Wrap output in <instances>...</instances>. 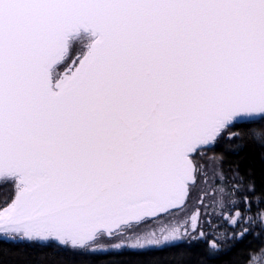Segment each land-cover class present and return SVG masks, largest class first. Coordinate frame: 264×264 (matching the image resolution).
Segmentation results:
<instances>
[{
  "label": "snow or ice",
  "instance_id": "snow-or-ice-1",
  "mask_svg": "<svg viewBox=\"0 0 264 264\" xmlns=\"http://www.w3.org/2000/svg\"><path fill=\"white\" fill-rule=\"evenodd\" d=\"M248 146L264 162V0H0L3 238L144 251L183 226L212 260L264 236V190L222 170ZM209 152L230 236L193 207Z\"/></svg>",
  "mask_w": 264,
  "mask_h": 264
},
{
  "label": "trees",
  "instance_id": "trees-1",
  "mask_svg": "<svg viewBox=\"0 0 264 264\" xmlns=\"http://www.w3.org/2000/svg\"><path fill=\"white\" fill-rule=\"evenodd\" d=\"M224 151L225 144L219 145L216 149V153ZM222 170L225 173L238 170L246 178L255 179L258 192L264 190V162L257 148L248 146L239 153L227 152ZM224 243L227 245L232 241ZM262 244L263 238H256V233H253L237 242L226 254L209 260L204 255L205 246L198 240L144 251L115 250L80 254L53 247H41L24 241L0 239V264H246L249 251Z\"/></svg>",
  "mask_w": 264,
  "mask_h": 264
},
{
  "label": "rangeland",
  "instance_id": "rangeland-1",
  "mask_svg": "<svg viewBox=\"0 0 264 264\" xmlns=\"http://www.w3.org/2000/svg\"><path fill=\"white\" fill-rule=\"evenodd\" d=\"M213 155L214 154L212 152H209L207 154V156L201 158V163L205 164V166L208 170V176L205 178V183L202 185L203 187L206 188V194H201V195H203V203H200L198 201L197 203L194 204L193 207L200 209L202 214L206 215V219L214 222V227L216 225H219V227L216 228L217 232L223 231V232H226V234L230 236L231 231L233 230L232 227L227 223L226 219H220L219 218L220 215L227 217V215H228L227 210H222L221 208L214 205V200L216 198L215 186H216V181H217L218 177H216L214 175L213 167L211 165V161L209 160V157H212ZM224 174L226 175V177L229 180H231L233 172H230V173L224 172ZM10 192H11L10 188L0 187V204H2L3 201L9 197ZM254 210H255V206H253V211ZM162 226L167 227V228H171V227H176L177 225L175 224V222H173L171 224L165 222L164 225L151 224V225L147 226L146 228H144L143 232L140 234L142 235V234L149 232V231H156L157 234H159V230ZM204 228H205V231H208L211 233L212 229H209L207 227V224L204 225ZM256 231H258V229ZM256 231H254L253 233H256ZM180 233H181V239L177 242H171V244H175V243H179V242H194L191 239V237L196 235V234L192 233L190 229L188 230V234H185V228L183 226H180ZM261 238H263V244H264V236H262ZM0 239L5 240V241H10V240L3 238V234H0ZM229 241H231V240L228 239L224 242H229ZM20 242H23V241H20ZM129 242H133V241H125V243H129ZM153 248H161V247H151L149 249H153ZM122 250H133V249L126 247ZM111 251H115V250H111ZM133 251H140V250H133ZM98 253H103V252H98ZM80 254H93V253H80ZM94 254H96V253H94Z\"/></svg>",
  "mask_w": 264,
  "mask_h": 264
}]
</instances>
